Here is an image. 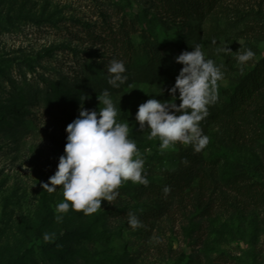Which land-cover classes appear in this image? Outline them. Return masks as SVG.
<instances>
[{
	"label": "rangeland",
	"instance_id": "rangeland-1",
	"mask_svg": "<svg viewBox=\"0 0 264 264\" xmlns=\"http://www.w3.org/2000/svg\"><path fill=\"white\" fill-rule=\"evenodd\" d=\"M156 16L149 0H0V264H264L260 212L238 205L239 197L224 186L241 170L264 181V118L252 109L238 124L211 118L236 78L250 68V61L238 63L236 51L264 52V0H222L196 42L186 41L181 51L169 44L172 30L156 24ZM142 34L149 39L144 45L177 71H161L162 63L143 57ZM125 39L130 49L125 42L121 48ZM172 39L184 43L185 37L176 33ZM200 43L225 75L218 102L200 121L210 142L200 152L192 148L197 176L189 191L138 199L143 185L128 181L94 214L58 212L62 186L50 193L41 185L57 170L67 125L78 117L84 94V107L98 109V95L107 87L111 91L121 108L118 120L129 123L143 154L149 182L188 165L179 154L192 145L161 149L158 138L149 139L150 129L139 128L135 115L153 96L172 99L169 89L182 68L175 58ZM224 47L232 52L217 51ZM112 59L123 60L127 68L128 80L119 92L107 83ZM137 59L141 66L135 65ZM133 63L139 70L135 78L129 71ZM150 209L160 215L145 221ZM130 213L141 227L129 225ZM45 232L57 240L47 245Z\"/></svg>",
	"mask_w": 264,
	"mask_h": 264
},
{
	"label": "clouds",
	"instance_id": "clouds-1",
	"mask_svg": "<svg viewBox=\"0 0 264 264\" xmlns=\"http://www.w3.org/2000/svg\"><path fill=\"white\" fill-rule=\"evenodd\" d=\"M192 49L175 58L182 68L169 89L172 99L159 100L153 96L139 105L135 115L139 128L150 129L149 139L158 138L161 149L181 143L192 145L200 152L210 142L200 121L208 115L209 106L218 102L219 82L225 74L222 66L207 56L202 44ZM217 51L232 52L229 47ZM236 55L238 63L244 65L256 53L247 48L236 51ZM126 73L125 62L112 59L107 66V83L120 88L128 80ZM177 92L179 105L175 102ZM97 98L98 109L84 107L88 99L85 94L80 98L79 115L67 125V142L57 170L41 185L50 193L62 186L63 199L56 205L60 213L71 209L94 214L101 209L102 201L116 199L122 184L131 181L147 186L149 183L143 154L130 136L129 123L118 120L121 108H117L111 91L106 88ZM163 191L169 194L170 186H165ZM128 223L134 229L142 226L134 213L129 214ZM53 235L45 232L43 239L51 240Z\"/></svg>",
	"mask_w": 264,
	"mask_h": 264
},
{
	"label": "trees",
	"instance_id": "trees-1",
	"mask_svg": "<svg viewBox=\"0 0 264 264\" xmlns=\"http://www.w3.org/2000/svg\"><path fill=\"white\" fill-rule=\"evenodd\" d=\"M152 1V4L156 6L157 16L156 24L163 26L164 28L172 30V35L170 36L169 44L172 43L174 46H180V51L183 50V46L188 41L187 45L194 42L197 35L203 30L201 26L204 25V22L207 16L214 11L215 7L220 4L222 0H149ZM163 16L165 18H163ZM140 21L142 22L145 16L141 15ZM197 21L193 25L189 21ZM200 29L198 30V28ZM182 31V32H181ZM150 33V32H149ZM185 37L183 40L184 43L176 40V44L172 39L173 34ZM197 33V34H196ZM196 34L195 37L193 35ZM152 40H156L157 36L150 33ZM142 39L138 41V47H141L144 51V58H146L151 63L158 61L161 64V71L164 68L168 72L177 71V66H171V63L164 62V59L161 55H157L158 52L154 51L152 48L144 45L148 43V40L144 34L141 35ZM128 48H131L130 41L125 39L122 42L121 48L125 47V43ZM202 44V43H200ZM162 47H164L162 42ZM164 59V60H163ZM140 60V59H139ZM171 62V61H170ZM147 63H144V66H147ZM135 65L141 66L136 60ZM134 63L130 66L129 71L131 72V77L135 78L139 73L138 68L136 69ZM169 67V68H168ZM181 69V68H180ZM153 75L154 72H149ZM130 78V79H132ZM107 87V86H106ZM108 88V87H107ZM121 87L116 89L113 92H119ZM249 109H252V113H255L257 116L264 118V52L255 56L253 60H250V68L244 74L236 78L235 83L228 89V94L226 95L224 101L218 106V110L215 115H212L214 122L221 123L222 118L229 124H238L244 116L248 113ZM225 121V122H226ZM193 146L189 147V152H182L179 154V157L182 158V161L189 162L186 167L179 169L176 172H167V175L157 181H151L147 186L143 185L138 187L139 193L136 195L138 199L143 196H146L147 199H167L171 195L182 196L188 191L189 184L197 176L193 165L197 162V156L193 154ZM263 156H264V146H263ZM191 164L192 166H189ZM250 176V177H249ZM165 186H170L171 191L169 194H165L163 189ZM224 186L229 190L233 191L239 197V204L246 209H252L254 211L260 212V224L264 226V181L253 178L250 173L247 171L241 170L239 173L228 178L224 181ZM163 206V208H165ZM161 209L160 212L164 209ZM150 213L146 212L144 218L145 221L149 218H157L160 213L155 211V209H150ZM145 227L148 228V224H145ZM147 232V230H145ZM57 238H52L47 241V245L53 244ZM222 259V258H221Z\"/></svg>",
	"mask_w": 264,
	"mask_h": 264
}]
</instances>
